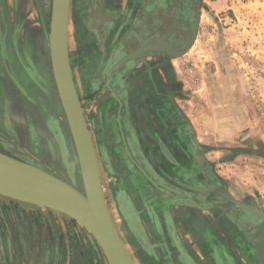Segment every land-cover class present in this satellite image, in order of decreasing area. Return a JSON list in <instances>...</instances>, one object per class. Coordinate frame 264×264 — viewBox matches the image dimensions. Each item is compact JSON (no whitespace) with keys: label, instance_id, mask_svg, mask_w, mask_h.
I'll list each match as a JSON object with an SVG mask.
<instances>
[{"label":"crops","instance_id":"crops-1","mask_svg":"<svg viewBox=\"0 0 264 264\" xmlns=\"http://www.w3.org/2000/svg\"><path fill=\"white\" fill-rule=\"evenodd\" d=\"M163 1L75 0L68 18L71 75L105 171V190L111 195L107 200L111 208L118 209L116 227L135 264H264V221L260 217L232 200L209 206L199 200L203 187L195 183L193 171L196 165L202 168L205 153L200 161L192 148L180 146L182 154L172 155L173 182L167 185L161 171L155 170L152 141L138 136L139 129L145 128L144 116L154 110L164 112L161 120L152 123L159 144L185 142L189 135L195 143H202L180 103L181 77L175 66L191 42L180 56L165 57L161 49H154L113 69L122 53L158 37L163 18L170 12ZM239 3L233 4L234 12ZM174 6L175 17L188 7L197 25L200 7L197 11L187 0H178ZM168 44V48L177 46ZM34 75L42 90L40 82L45 83V77L40 72L39 77ZM175 111H179L178 118H173ZM31 129L34 136H40L39 127ZM245 219L250 226L239 224ZM255 220L261 223L257 233ZM76 235L85 239V246L76 250L81 264H106L92 238ZM65 254H71L70 248Z\"/></svg>","mask_w":264,"mask_h":264},{"label":"rangeland","instance_id":"rangeland-1","mask_svg":"<svg viewBox=\"0 0 264 264\" xmlns=\"http://www.w3.org/2000/svg\"><path fill=\"white\" fill-rule=\"evenodd\" d=\"M200 2L201 17L191 45L175 60L181 77L180 103L195 135L208 148L206 156L200 154L201 157L212 163L216 175L227 182L230 192L235 195L238 190L239 195L250 196L255 206L264 208V0H239L235 12L232 7L236 0L227 4ZM0 7L5 30L0 32V88L9 89L8 78H13L14 71L16 84L36 111L29 121L25 107L9 109L8 97L0 93V133L11 126L20 140L11 151L3 153L23 162H35L81 188L78 171L73 172V179L69 175L68 169L75 166V156L50 66V6L46 0H0ZM1 57L12 66L10 73ZM29 68L45 77L46 82L40 84L47 99L26 71ZM34 125L39 127L40 136L32 134ZM0 137L7 139L2 133ZM19 150L32 154V161L16 156ZM98 169L115 223L118 209L111 208L108 201L111 195L105 190L107 178L101 163ZM199 200L203 201V197ZM18 211L26 216L25 222L41 216L51 234L58 230L64 251L71 247L69 239L74 235L78 247L85 246V239L76 234L92 238L80 223L62 212L0 194V264L11 245L9 237L20 228L18 222L15 224ZM5 215L13 222L11 229L6 226ZM64 257L67 264L69 256Z\"/></svg>","mask_w":264,"mask_h":264},{"label":"water","instance_id":"water-1","mask_svg":"<svg viewBox=\"0 0 264 264\" xmlns=\"http://www.w3.org/2000/svg\"><path fill=\"white\" fill-rule=\"evenodd\" d=\"M46 3L50 6V66L63 107V116L65 114L64 119L68 121L72 133V151L81 188L50 173L35 162H23L0 152V170H12L8 171L9 175H5L6 177L4 174L0 175V194L57 210L76 220L89 232L106 264H135L110 215L90 130L71 75L67 49L70 0H46ZM200 3L199 0H193L197 11ZM181 54L182 52L177 56ZM143 55L131 54L122 63ZM14 175H22L29 180L15 178ZM232 201L236 203L235 200ZM247 210L264 220V211L257 206L256 209Z\"/></svg>","mask_w":264,"mask_h":264},{"label":"flooded vegetation","instance_id":"flooded-vegetation-1","mask_svg":"<svg viewBox=\"0 0 264 264\" xmlns=\"http://www.w3.org/2000/svg\"><path fill=\"white\" fill-rule=\"evenodd\" d=\"M189 1L193 0H187V3ZM201 1V0H199ZM75 0H70L71 5L69 6L68 10V18L72 14V6H74ZM178 3V0H164L163 4L164 6H167L170 9L169 15L165 16L163 18L162 24L160 26L161 30L158 32V37L151 38L150 40H146L144 43L140 44L137 47H134L135 53L144 52L147 47H150L151 45L154 47H157L156 50H159L161 46L164 45V48H161L163 51L165 57H174L177 55V53L181 52L186 48V46L191 42L194 32L196 30V25L194 22V17L190 16L188 7L180 12L178 16H174L175 13V3ZM194 5V4H193ZM173 9V10H172ZM174 12V13H173ZM173 13V14H172ZM1 13H0V32L4 33V25L1 26ZM3 23V22H2ZM68 26V23H67ZM8 34V33H7ZM165 40H164V39ZM173 42L174 45H177L176 48L171 47L168 48L169 44L168 42ZM147 43V44H145ZM144 44V45H143ZM148 45V46H147ZM5 50V48H3ZM129 52V51H128ZM128 52L122 53V58L113 66V69L117 68V66L122 63L123 59H125L127 56L131 55ZM151 52V51H150ZM2 53L4 55V51L2 50ZM128 53V54H127ZM147 53V52H146ZM124 54V55H123ZM133 54V52H132ZM2 55V56H3ZM1 62L3 65H5L6 68L10 69L12 66L9 65L7 59L5 57H1ZM10 66V67H9ZM112 69V70H113ZM13 70V69H12ZM28 73L35 74L34 76L39 77V72L36 69L29 68ZM12 71L11 75L12 77H9L8 82V90L5 88H0V93H5V96L8 97V105L9 109L13 107H25L27 110V113L30 115L29 121L32 120L31 116H35V109L34 107L26 100L24 90H22L17 84H16V73H13ZM32 77V76H31ZM39 79V78H38ZM46 80V79H43ZM36 82V81H35ZM43 91V90H42ZM57 104V103H56ZM58 106V105H57ZM59 107V106H58ZM54 111V110H53ZM153 114L152 118L147 113L146 116L143 118V125L145 126L144 129H139L138 136L140 137H147L152 141V150L157 156V159L155 161V170L161 171L162 177L164 179L165 184H171L172 181V175H173V169L175 168V163L173 162L172 155L173 156H180L182 154L180 151V146H186V148H192L194 152H196V157L199 158L200 152L198 153V150L201 151V154H204L207 151V147L204 144H197L195 143V139L189 135V140L179 141V142H171L170 145H163L159 144L157 142L158 139V132L152 127V123L155 121L161 120L164 116V112L162 111H154L152 110ZM175 114V116H174ZM179 111H175L173 113V118H178ZM5 118L2 119L5 123ZM51 122L54 124V120L51 119ZM142 122H140L141 124ZM56 124V121H55ZM10 125V124H9ZM2 134L7 136V139L0 137V151L1 152H9L12 150L13 145L17 144L19 142L18 134L12 129L11 126H8L5 131H1ZM59 136V135H58ZM93 142V140H92ZM95 154L97 158V162L99 163V157L98 152L96 150L95 144ZM140 147V144H138ZM180 149V150H179ZM198 153V154H197ZM199 155V156H198ZM19 158L25 160V161H32V154H30L28 151H20L17 152V155ZM197 162H199L197 159ZM201 169L197 167V171H193V179L195 183H200L202 188V192H200L201 196L203 197V201H205V206H209L212 202H218L221 200H233V199H243L248 202H251L253 204L254 200L250 196H241L235 198V195L230 192L229 186L227 182H224L220 177H218L215 173V169L212 166V163H210L208 160L202 162ZM237 189V188H236ZM254 205V204H253ZM3 208L7 207L4 204H1ZM257 207L259 209H262L264 211V208L259 206L257 204ZM251 210V209H250ZM213 214L217 217H220V215H217L215 210H212ZM16 214V222L20 224V228H18L16 233H12L9 237V241L11 242V245L7 249V254L4 256L3 260L1 258V264H65L66 258L64 257V248L60 246V237L58 230L55 231V233L51 234L49 232V229H47V225H44L43 218L41 216H37L36 219L32 218V222H25L26 216L20 211ZM5 219L8 220V216L5 215ZM261 219V218H260ZM263 220V219H261ZM248 220L245 219L244 222H240L239 224H243V226H250L247 222ZM257 225L255 227V233L259 231V220H255ZM264 221V220H263ZM262 222V221H261ZM13 222L8 220L6 222V226L8 229H11L13 227ZM17 223V224H18ZM14 224V226H15ZM261 224V223H260ZM264 223L262 222V226ZM0 231H2L0 226ZM4 232V231H3ZM6 236V235H4ZM14 241V243H13ZM70 242V255L67 259V264H81V256L78 254L77 247H78V238L72 236L69 239ZM257 247H261V245L256 242ZM33 246H36V248H33ZM86 253V252H85Z\"/></svg>","mask_w":264,"mask_h":264},{"label":"bare ground","instance_id":"bare-ground-1","mask_svg":"<svg viewBox=\"0 0 264 264\" xmlns=\"http://www.w3.org/2000/svg\"><path fill=\"white\" fill-rule=\"evenodd\" d=\"M145 44H147V43H145ZM144 45V44H143ZM148 46V45H147ZM161 48H164V45L163 46H161L160 47V49ZM154 49H157V47H154V46H150V47H147L146 48V50L142 53V52H140V54H145L146 52H150V51H152V50H154ZM135 50V49H134ZM132 51L133 52V54H137V53H135V51ZM132 52H130L131 54H132ZM58 94V93H57ZM59 95V94H58ZM57 95V96H58ZM59 97V96H58ZM59 101H60V104H61V100H60V98H59ZM61 107H62V104H61ZM62 113H64V111H63V107H62ZM64 116H65V114H64ZM67 119V118H66ZM65 123H66V127H67V130H68V133H69V136H70V144H71V146L72 147H74V143H73V141H71V139H73V137H72V133H71V130H70V128H69V124H68V121L66 120L65 121ZM1 171H4V172H1ZM8 171H12V170H0V175H3V176H5V175H9V174H7V173H9ZM68 171H69V175H70V177H72V179H73V176L75 177V174L73 173L74 171H76V169H75V166L73 167V165H72V167H70L69 169H68ZM14 174V173H13ZM11 176V175H10ZM6 177V176H5ZM12 177V176H11ZM14 177L15 178H24L23 180H29L27 177H25V176H20L19 177V175H14ZM235 201H236V203H238V204H236V203H234V205L235 206H237V207H243V208H246V209H256V206L255 205H253V204H251V202H248V201H246V200H236L235 199Z\"/></svg>","mask_w":264,"mask_h":264},{"label":"built area","instance_id":"built-area-1","mask_svg":"<svg viewBox=\"0 0 264 264\" xmlns=\"http://www.w3.org/2000/svg\"><path fill=\"white\" fill-rule=\"evenodd\" d=\"M230 0H202L203 3L210 4V3H222L227 4Z\"/></svg>","mask_w":264,"mask_h":264}]
</instances>
